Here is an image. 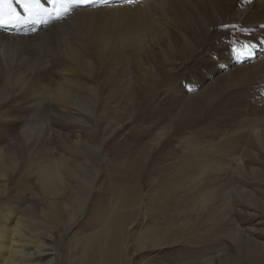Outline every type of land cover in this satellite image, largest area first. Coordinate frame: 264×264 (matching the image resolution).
<instances>
[{
	"label": "bare ground",
	"instance_id": "1",
	"mask_svg": "<svg viewBox=\"0 0 264 264\" xmlns=\"http://www.w3.org/2000/svg\"><path fill=\"white\" fill-rule=\"evenodd\" d=\"M78 1L85 2H74ZM243 3L139 0L77 9L36 32L24 27L27 34L7 28L19 23L0 27V264H72L71 253H58L55 243L69 232L67 244H72L77 226L86 219L90 224L97 221L99 230L78 241L79 264H131L137 257L142 264H204L202 259L214 264L222 256L235 261L233 264H264V231L259 229L264 227V136L260 138L255 132L257 125L249 120L236 125L226 122L223 132L212 125L221 117L261 119L257 109L264 105V98L259 100L257 91L264 84V58L239 66L224 42L230 30L220 29L227 24L253 28L264 24V0L239 7ZM14 6L24 15L19 5ZM41 40L58 43L56 54L62 59L59 66L42 50L35 52L38 44L43 47ZM32 51L35 54L29 57ZM159 70L169 78L159 81ZM154 79L167 88L165 95V89L160 92L157 103L167 102L161 108L157 105L154 113L147 111L144 120L151 130L141 125L138 131L132 128L114 152L111 148L107 151L110 138H121L124 125L119 122L127 115L122 112L139 103ZM12 80L16 90L13 85L10 91L2 89ZM184 83L189 85L185 88ZM197 89L194 95L187 94L186 90ZM52 97L58 115L74 122L73 130L53 132V126L48 125L49 135L42 147L47 155L39 158L41 133L35 126L22 133L2 126L5 123L14 131L22 129L23 119L37 114L35 100ZM111 106L116 107L113 112ZM214 108L218 110L212 112ZM50 112L53 114L52 109ZM173 134H182L187 140V156H179L182 159L178 165H188V172L176 175V180H167L161 172L152 178L160 153L163 159L168 156L165 142ZM146 137L148 141L142 142ZM202 140L206 141L202 153L206 159L198 158L202 169L195 170L192 164L203 147ZM133 145L139 147L130 156L119 155ZM176 150L181 151L179 147ZM243 152L244 160L237 157ZM106 168L111 198L101 178ZM241 168H246V173ZM193 177L200 194L199 201L193 202L194 209L185 206L188 212L212 215L228 204V216L223 212L216 215L231 230L206 247L188 239L180 230L181 223L175 224L180 189ZM144 181L159 187L158 191L151 188L145 192ZM195 188L189 189L193 192ZM231 196L235 208L230 204ZM110 201L112 206L107 210L105 203ZM35 206L40 212L39 217L36 215L39 223L30 221L26 212ZM141 212L148 225L144 230L138 222ZM233 212L237 214L234 219L230 216ZM223 245L226 247L221 249ZM212 249L213 255H223L212 258Z\"/></svg>",
	"mask_w": 264,
	"mask_h": 264
},
{
	"label": "rangeland",
	"instance_id": "2",
	"mask_svg": "<svg viewBox=\"0 0 264 264\" xmlns=\"http://www.w3.org/2000/svg\"><path fill=\"white\" fill-rule=\"evenodd\" d=\"M61 27V26H60ZM62 30H64L65 31V29L64 28H61ZM66 32H68V31H66ZM65 37H67V39H68V36H65ZM41 41H43V40H41ZM43 42H44V44H43ZM43 42H39L40 43V45H42L43 47H41L40 48V46H39V44H38V49H35V52L36 53H38V52H40V50H42V52H43V54L44 55H46V56H49V58H50V60L53 62V64H55V65H57V66H59V64L61 63V61H62V59H61V55L59 54H56V53H58V48L57 47H59L58 46V43L57 44H54V41L52 40V41H50L49 43H46V41H43ZM52 42V43H51ZM57 45V46H56ZM40 48V49H39ZM46 48V49H45ZM44 49V50H43ZM56 50V52H55V50ZM46 50V51H45ZM35 52L34 51H32V52H30L31 54H29L28 56L29 57H31L32 56V54H35ZM46 52V53H45ZM51 54H54V55H51ZM57 55V56H56ZM27 59H28V56L27 55H24ZM56 56V57H55ZM60 56V57H59ZM215 58L217 57V56H214ZM213 57V58H214ZM55 58V59H54ZM214 58V59H215ZM55 60H56V62H55ZM63 65H65V63L63 62ZM203 69V71L205 70V68H202ZM158 80L159 81H162V79L164 80V78L165 77H168L169 78V75L168 74H166L165 72H164V70L162 71V70H159L158 72ZM166 74V75H165ZM162 77H161V76ZM168 75V76H167ZM159 77H161V79L159 78ZM167 79V78H166ZM165 79V80H166ZM158 80L157 79H154V80H151L152 82H154V83H157V85H155L154 83H151L149 86L150 87H148L147 89H146V91H145V93H144V95L142 96H140V101H139V103H137L136 105H134L133 107H131V108H129V110L128 111H124V112H122V114L123 115H125V114H127L126 116H124L123 118H122V120H121V122H119V124L121 125V126H123L124 125V128L123 129H121L122 130V132H120L119 133V135L121 136V138L120 139H118V140H116V139H114V137H112V138H110L109 139V141H108V144H107V151H108V149L109 148H111V150H113V152L116 150V148H117V144L120 142V143H122L124 140H125V137H127L128 136V132H130L131 130H132V128H133V130L134 131H138L139 130V125H141L142 126V128H144L146 131H148V130H151L150 128H149V123H147L146 122V120H144L145 119V115H146V113H147V111L148 112H151V113H154L155 112V109H156V107H157V105L161 108V106H162V104L164 103V102H167V100H164V102L162 101L161 102V105L160 104H158L157 103V101H159V99H158V96H159V94H160V92H164V90L163 89H165V92H164V95L167 93V88H165L162 84H160L159 82H158ZM4 85V87L2 88V89H5V91H10L11 89H12V87H13V90H16V87H15V85H14V83H13V80L11 81V83H9V84H3ZM11 85H13L12 87H11ZM159 85V86H158ZM184 86V85H183ZM14 87H15V89H14ZM164 87V88H163ZM153 88V89H152ZM162 88V89H161ZM8 89V90H7ZM151 89V90H150ZM154 89H155V91H154ZM149 91H150V93H149ZM157 91V92H156ZM159 91V92H158ZM198 92V91H197ZM196 91L195 92H188L187 94H189V96L191 95H194L195 93H197ZM152 93V94H151ZM147 94V95H146ZM258 94V93H257ZM154 95V96H153ZM151 96V97H150ZM22 97V96H21ZM143 97H144V99H143ZM142 98V99H141ZM151 98V99H150ZM158 99V100H155V99ZM23 99V98H22ZM49 100H52V101H49ZM54 100V97H52V98H48V100H40V101H38V100H35L36 102H35V104H37L38 106H37V110H36V112H35V117H33V118H31V119H23V127H22V129H19V130H17V131H14V127H12L11 125H9V124H5L4 123V125L2 126V128H4L5 130H11V131H13V132H15V133H18V131H20L21 133L23 132V131H25V130H27L28 128H30V125H32V127L33 126H35V129H37L38 130V133L40 134L39 136H38V150H39V152H40V154H39V158H45L46 157V152L45 151H42V147L44 146V144H43V142H44V140L46 139V137L49 135V132H47L46 131V128L48 127V125H49V128L50 127H52V128H50V129H52V131L53 132H63V133H70L72 130H73V123L74 122H71V121H67V119H62L59 115H58V111H57V108H58V105H57V103L55 102V100ZM146 100H148V101H146ZM152 100V101H151ZM153 100H155V101H153ZM23 101V100H22ZM38 101V102H37ZM45 101H48V102H45ZM41 102V103H40ZM43 102H45V103H43ZM50 102V103H49ZM54 102V103H53ZM146 102V103H145ZM51 103H52V105H51ZM45 104H47V105H45ZM41 105V106H40ZM55 105V106H54ZM156 105V106H155ZM45 106V107H44ZM51 106V107H50ZM53 106V107H52ZM154 106H155V108H154ZM56 107V108H55ZM53 110V114H51V109ZM116 108V107H115ZM115 108H114V106H111V110L110 111H114L115 110ZM263 108V109H262ZM55 109V110H54ZM152 109H153V111H152ZM260 109V110H259ZM40 110V111H39ZM41 110H43V111H41ZM213 110V111H212ZM211 111L212 112H214V111H217L218 109L217 108H214V109H212ZM258 110V111H257ZM256 111H257V113L259 114L258 115V118H261V119H256V121H255V119H224L223 117H221V118H219V119H214V121H212V122H210V123H212V125H214L215 127H217V129H218V131L219 132H223L222 131V129H224L223 128V126L222 125H224V123H226V122H228V123H230V125H236V124H238V123H241V122H245V120H249L250 121V123L251 124H256L257 125V127H258V129L255 131L259 136H260V138H261V134H262V136H264V105H262V107H258V109H257ZM39 111V112H38ZM45 111H46V113H45ZM49 111V112H48ZM57 111V112H56ZM212 112H210V113H212ZM56 114V115H55ZM38 115V116H37ZM42 115V116H41ZM138 115V116H137ZM140 115V116H139ZM34 116V115H33ZM37 116V117H36ZM45 116V117H44ZM53 116H55V117H53ZM101 116V114H98V116H97V119L99 118ZM39 117V118H38ZM44 117V118H43ZM54 118V119H53ZM97 119H96V121H97ZM151 119H154V117H152ZM263 119V120H262ZM211 119H209V121H210ZM236 120V121H235ZM65 121H66V123H65ZM95 121V122H96ZM98 121H99V119H98ZM125 121V122H124ZM218 121V122H217ZM235 122V123H234ZM256 122V123H255ZM261 122V123H260ZM55 123V124H54ZM63 123V124H62ZM217 124V125H215V124ZM117 124V123H116ZM263 124V125H262ZM61 125H62V127H61ZM67 125V126H66ZM70 125V126H69ZM98 126L99 127H101L100 126V123L98 122ZM157 126V124L156 125H153L152 127H156ZM219 126V127H218ZM260 126H261V128H260ZM37 127V128H36ZM45 127V128H44ZM54 127H56V128H54ZM65 127V128H64ZM16 128H20V127H16ZM69 128V129H68ZM131 128V129H130ZM54 129V130H53ZM55 129H56V131H55ZM59 129H63V130H59ZM221 129V130H220ZM41 130V131H40ZM65 130V131H64ZM161 130V127H160V129H159V131ZM152 131H154L155 133H158L157 131H155V129L154 130H152ZM217 131V130H216ZM215 131V132H216ZM45 133V134H44ZM183 134V133H182ZM182 134H173V135H170V138H169V140L168 141H166L165 142V148H167L168 150H170L169 152H168V156L166 157V159H163V157H162V153H160V155H159V158H157L156 160H158L157 161V163H158V166L157 167H155L156 168V170H154L153 171V175H152V178H154L158 173H162V174H164V175H166V177H167V180H176V178H177V176L176 175H178V174H180L181 172L182 173H186V172H188V165H186L185 163H183L182 165H178V163L181 161V157L180 158H178L179 156H187L186 155V153H187V150L186 149H184L186 146H185V144L187 143V140L186 139H184V138H182ZM43 136V137H42ZM172 136V137H171ZM43 139H42V138ZM4 138V137H3ZM39 138H41V140L39 139ZM177 138V139H176ZM180 139V140H179ZM209 139V140H208ZM207 140H208V143H209V141H210V138H208ZM40 140V141H39ZM114 140V141H113ZM144 140V141H143ZM177 140V141H176ZM186 140V141H185ZM142 142H145V141H148V138L146 137V138H143L142 140H141ZM184 141V142H183ZM203 141V140H202ZM112 142V144H110ZM169 142V143H168ZM211 142V141H210ZM42 145H41V144ZM113 143H114V145H116L115 146V148L113 149L112 147L114 146L113 145ZM119 143V144H120ZM137 143H139V142H137ZM184 143V144H183ZM206 143V141H203V147H201L200 149H199V155H197L196 157H197V159H195V162L192 164V169H195L196 170V167H197V169H198V167L200 168V169H202V162H200V160H198V158L199 159H201V161H204L203 160V158L204 159H206V157H203L202 156V153H203V150L205 149V144ZM169 144V145H168ZM177 145H178V147H179V149H181V151L179 152V151H175V149L176 148H178L177 147ZM179 145H181V146H179ZM135 146V147H134ZM168 146V147H167ZM139 146L138 145H133L131 148H129V149H126V151H127V153H125L126 151H120L119 152V155L120 156H122V154H126V155H131V153L132 152H134L135 151V149L136 148H138ZM181 147V148H180ZM40 149H41V151H40ZM186 151H184V150ZM164 149H161V151H163ZM171 150H173V151H171ZM213 151H215V149H213ZM173 152L175 153V154H173ZM177 152V153H176ZM42 153V154H41ZM122 153V154H121ZM169 154H172L171 156H169ZM244 154H245V152H243V153H240V154H238L237 155V157H239V158H241L242 160H244L243 158H245V156H244ZM119 155H117L116 157L117 158H119L120 156ZM241 156H243V157H241ZM115 157V158H116ZM202 157V158H201ZM162 158V159H161ZM174 158H177V160L176 159H174ZM161 159V160H160ZM176 161V163H175V161ZM111 160H114V159H111ZM162 161V162H161ZM197 161V162H196ZM161 163V164H160ZM175 163V164H174ZM200 163H201V165H200ZM235 165V167H237V163L236 164H234ZM195 166V167H194ZM180 167V168H179ZM187 167V168H186ZM184 168V169H183ZM160 169V170H159ZM242 169V168H241ZM245 169V170H244ZM232 170H233V167H232ZM231 170V171H232ZM243 170V173H246L245 171H246V168H243L242 169ZM186 171V172H185ZM108 173V174H107ZM101 174H102V176H101V178H102V181H103V179L105 180V182H106V185H107V187L109 188V198H111V196H112V185H111V182H110V177H109V171H108V169L106 168V169H104L103 170V172H101ZM89 178H91V175L89 176ZM143 178V177H142ZM151 178V179H152ZM220 178H222V176L220 177ZM144 180L146 181L147 179H145L144 178ZM234 180V182H237V180L234 178L233 179ZM144 181V186H145V192L146 191H148L149 189L151 190V188H153V191L154 192H157L158 191V188L159 187H157L156 185H150L149 183H146ZM150 182V181H149ZM191 183V186H193V188H195V183L197 182V179H195V177H193V178H191V179H189V181L188 182H186V185H185V187L182 189V191H181V189H180V196H178V198H179V201H178V198H177V201L180 203H178L179 205H178V211L179 212H177L178 214H179V217H178V219L176 220V225H179L180 223H181V228H180V230L181 231H183V233H184V235L185 236H187L188 237V239L190 238V239H193V241L194 242H196V243H198V246H201V247H206V246H208V245H211V243L212 244H214V243H216L217 242V240H219V238H223V235L224 234H226L227 233V230H231V228L229 227L230 225L226 222V221H222V220H219L218 219V217H217V215H216V213L217 214H219V215H221L222 216V212H223V215L226 217V216H228L229 214H228V211H227V209H228V204L227 205H224V207L223 208H221V210L219 211V213L218 212H216V213H214V214H207L205 211H196V210H189L190 212H188L187 210L189 209V208H193V204L195 203L196 204V202H197V197H198V195L200 194V191L198 190V189H194V191L193 192H191L190 191V189L189 188H191V186H189V184L188 183ZM204 182V181H203ZM151 184H152V182H150ZM204 183H208V181L207 180H205V182ZM214 186H217V185H215L214 184ZM219 186V185H218ZM229 191H231L230 189H229ZM233 191V190H232ZM144 192V193H145ZM183 193V194H182ZM197 194V195H196ZM184 196V197H183ZM190 198V199H189ZM231 198H232V196H231ZM231 198H230V204H231V206L232 207H234L235 208V203H234V200H233V198H232V200H231ZM192 200V201H191ZM199 201V200H198ZM194 202V203H193ZM111 203V204H110ZM234 203V204H233ZM185 204V205H184ZM91 206H92V204H91ZM112 206V201H110V202H106L105 203V209H109L110 207ZM183 206V207H182ZM185 206H187V210H186V207ZM189 207V208H188ZM25 208V207H24ZM31 208V209H30ZM28 209V211H26L27 212V215H28V217H29V220L30 221H33V220H35L36 222L38 221V217H39V215H40V212H39V209H38V207L37 206H35V207H29V208H27ZM181 209V210H180ZM194 209V208H193ZM29 210H31V212H32V214H34L33 216L32 215H30L31 214V212L29 211ZM193 213H192V212ZM30 212V213H29ZM224 212H226V215H225V213ZM29 213V214H28ZM235 214V215H234ZM38 217H37V216ZM237 214L235 213V212H233V213H231V217L234 219V217L236 216ZM225 217H224V219H225ZM37 220H36V219ZM236 218V217H235ZM31 219H33V220H31ZM144 221V222H143ZM173 221H174V218H173ZM40 221H38L37 223H39ZM138 222L140 223V225L142 224L143 226H142V229L144 230L145 228H147V222H146V218L144 217V212H141L140 213V215H139V219H138ZM145 224V225H144ZM236 224L237 225H239V223L237 222V220H236ZM245 224V223H244ZM244 224H241L239 227H243V225ZM140 225H137L136 226V229H139V227H140V229L139 230H141V226ZM232 225V224H231ZM98 226V227H97ZM171 228L172 227H174L172 224H170L169 225ZM233 226H234V224L231 226L232 228H233ZM227 227V228H226ZM222 228V230H220ZM259 229L262 231H264V227L263 226H260L259 227ZM99 230V224L97 225V221H94L93 223H91L90 224V222L86 219V220H83V221H81L80 223H79V227L77 226V232H76V240H74L73 242H72V244H70V245H68L67 244V240H68V233L69 232H65L61 237L62 238H60V239H58L57 241H56V245H55V247H56V249H57V252L58 253H61V254H63V252L66 250V253L67 252H69V255H70V253H71V256H72V258L71 259H73V262H72V264H79V262L77 261V258H79V252H78V250H79V247H78V241L79 240H81V238H83V237H88V236H90V235H92L94 232H96V231H98ZM135 231V230H134ZM134 231H132V232H130V236H132V233L134 232ZM173 231V230H172ZM66 234H67V236H66ZM219 235H221V236H219ZM229 236V235H228ZM79 239H78V238ZM130 241V240H129ZM263 242H264V240H263ZM58 245V246H57ZM64 245L66 246V248H64ZM225 245H223V247L221 248V249H224L225 247H224ZM63 247V248H62ZM212 250H214V249H212ZM210 251L211 253L209 254V255H211L212 256V258H213V256H214V258L215 259H218V258H220L223 254H221V252L219 253V252H217L218 253V257H217V255H213V253H215V250L214 251ZM76 257V258H75ZM139 258L137 257V258H134V259H132V261H131V264H142V263H140V261L138 260ZM214 259V260H215ZM203 261H204V264H206V262L207 261H205L204 259H202ZM201 260V261H202ZM202 261V262H203ZM222 262H223V264H233V262H235V261H233V260H231V259H228V260H226V258H224L223 256H222V258L220 259V260H216L215 262H214V264H222ZM60 264V263H59Z\"/></svg>",
	"mask_w": 264,
	"mask_h": 264
},
{
	"label": "snow or ice",
	"instance_id": "3",
	"mask_svg": "<svg viewBox=\"0 0 264 264\" xmlns=\"http://www.w3.org/2000/svg\"><path fill=\"white\" fill-rule=\"evenodd\" d=\"M71 2L73 0H47V4L52 6L49 8L45 6L42 0H0V27L11 23H20L26 19L36 20L42 16L56 15L59 17L62 10L67 11ZM244 2L251 3L252 0H244ZM14 5H19L24 15H21V12L17 11ZM243 48L247 50V55H251L249 45H244ZM233 51L237 55L244 54L238 49H233Z\"/></svg>",
	"mask_w": 264,
	"mask_h": 264
}]
</instances>
